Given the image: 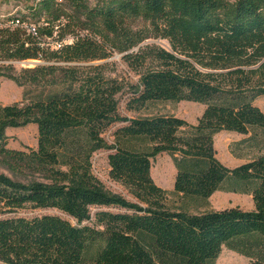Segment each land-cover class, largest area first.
Returning a JSON list of instances; mask_svg holds the SVG:
<instances>
[{
    "label": "trees",
    "instance_id": "trees-1",
    "mask_svg": "<svg viewBox=\"0 0 264 264\" xmlns=\"http://www.w3.org/2000/svg\"><path fill=\"white\" fill-rule=\"evenodd\" d=\"M148 26L133 29L132 21ZM19 20L18 24L15 21ZM25 24H34L37 34ZM164 38L170 47L139 46ZM64 42L52 48V42ZM138 47L135 50V47ZM124 53L140 71L128 111L155 101L205 104L196 123L175 114L128 116L125 84L103 64L82 76L77 62ZM39 59L16 71L8 61ZM0 76L37 87L33 96L0 104V159L29 172H0V261L7 264H214L223 247L264 264V152L234 167L217 156L222 130L264 132V0H26L0 22ZM114 131V143L104 133ZM35 123L36 148H9L6 129ZM108 154L109 174L138 199L108 192L93 155ZM168 153L174 192L208 199L215 191L250 194L252 209L204 212L166 206L168 190L151 175V159ZM38 174L37 176H34ZM27 206L60 214L19 215ZM92 207H119L123 211Z\"/></svg>",
    "mask_w": 264,
    "mask_h": 264
},
{
    "label": "rangeland",
    "instance_id": "rangeland-1",
    "mask_svg": "<svg viewBox=\"0 0 264 264\" xmlns=\"http://www.w3.org/2000/svg\"><path fill=\"white\" fill-rule=\"evenodd\" d=\"M26 0H0V22L8 17L17 15L20 9L23 8ZM133 29L143 30L148 26V22L143 19H135L132 21ZM158 44L166 48L170 47L169 41L164 38L150 37L140 43L139 46L145 44ZM135 47V50L138 47ZM124 53L113 50L110 57L95 61L77 62L81 68L82 76L91 74L94 71L90 69L91 65L103 64L101 68L105 77L117 78L125 84L124 91L118 95L120 103V112L128 116L152 115V114H175L185 118L191 123H196L202 115L205 104L195 101L183 100L175 101H155L151 102L148 107L140 111H128L126 102L130 96V85L138 82L140 71L132 69L126 60L123 58ZM38 63H44L39 59L14 60L8 61L6 64H11L16 71H21L23 68L34 67ZM37 87L26 85L20 86L13 80L0 76V104H11L24 100V91H28L27 99L33 96L37 91ZM255 104L264 110V95H260L255 99ZM124 122L112 125L104 133V137L108 143H114V131ZM8 135L9 148L28 150L36 148L38 141V128L35 123H29L20 127H9L6 129ZM214 146L216 156L226 165L234 167L243 162L251 160L264 152V132L259 128H252L249 133L242 134L232 130H222L215 135ZM112 150L101 149L93 155V172L96 177L103 183L105 189L116 195L123 196L130 201L138 202V199L132 194L129 187L119 181L114 180L110 174V166L108 163V154ZM151 175L154 181L168 190L167 199L165 201L167 208L185 209L190 212H204L212 209H223L232 206H239L243 209H252L254 207L253 199L250 194L227 192L223 190L215 191L208 199L195 197H182L174 192V183L176 176V168L171 156L162 152L151 159ZM0 172H4L14 178H20L27 181L33 174L28 171L23 172L13 168L8 162L0 159ZM35 174L34 176H37ZM98 209H106L111 211H123L119 207H92L94 213ZM60 214L66 218H70L66 214L55 208H34L27 206L18 211L19 215L35 216L42 214ZM249 259L233 251L227 247H223L219 257L214 264H247ZM0 264H7L0 261Z\"/></svg>",
    "mask_w": 264,
    "mask_h": 264
},
{
    "label": "built area",
    "instance_id": "built-area-1",
    "mask_svg": "<svg viewBox=\"0 0 264 264\" xmlns=\"http://www.w3.org/2000/svg\"><path fill=\"white\" fill-rule=\"evenodd\" d=\"M19 23V20L15 21V24H18ZM27 30L29 33L33 34V35H36L37 34V27L36 25L34 24H25ZM64 44V42L62 41H59V40H55L52 42V48L54 49H59L62 47V45Z\"/></svg>",
    "mask_w": 264,
    "mask_h": 264
},
{
    "label": "bare ground",
    "instance_id": "bare-ground-1",
    "mask_svg": "<svg viewBox=\"0 0 264 264\" xmlns=\"http://www.w3.org/2000/svg\"><path fill=\"white\" fill-rule=\"evenodd\" d=\"M230 264V263H229Z\"/></svg>",
    "mask_w": 264,
    "mask_h": 264
},
{
    "label": "crops",
    "instance_id": "crops-1",
    "mask_svg": "<svg viewBox=\"0 0 264 264\" xmlns=\"http://www.w3.org/2000/svg\"><path fill=\"white\" fill-rule=\"evenodd\" d=\"M218 134V133H217Z\"/></svg>",
    "mask_w": 264,
    "mask_h": 264
}]
</instances>
